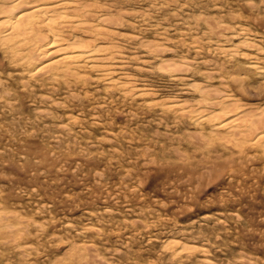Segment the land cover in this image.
Segmentation results:
<instances>
[{
    "label": "rangeland",
    "instance_id": "1",
    "mask_svg": "<svg viewBox=\"0 0 264 264\" xmlns=\"http://www.w3.org/2000/svg\"><path fill=\"white\" fill-rule=\"evenodd\" d=\"M116 2L132 38L115 40L143 98L91 80L39 86L0 48V264H264V157L249 149L226 163L236 152L196 147L191 123L161 106L195 104L189 80L261 105L243 64L245 53L264 64V0ZM219 24L229 29L216 35ZM141 41L188 62V79L160 69ZM169 241L188 251L175 256Z\"/></svg>",
    "mask_w": 264,
    "mask_h": 264
},
{
    "label": "bare ground",
    "instance_id": "2",
    "mask_svg": "<svg viewBox=\"0 0 264 264\" xmlns=\"http://www.w3.org/2000/svg\"><path fill=\"white\" fill-rule=\"evenodd\" d=\"M117 3L116 0H0V48L6 53L10 65L13 63L12 66L20 70L17 74L26 75L27 80L35 83L40 82L39 86L56 85L53 81L62 80L64 87L76 89L91 80L120 88L127 96L143 98L149 92L133 82L124 70L131 57L124 54L120 43L117 44L119 40H115L132 38L121 32L123 19L129 12ZM218 26L211 28L216 35L229 29L222 24ZM241 31L244 30L241 28ZM239 34L244 35L245 31ZM242 39L244 45L255 47L246 38ZM139 43L146 52L159 57V68L174 80L188 79L183 75V71L190 68L188 62L160 57V43ZM245 56L244 70L262 83L255 89L264 92V64L259 61V56L249 57L246 53ZM214 73L217 72L205 75L211 77ZM242 81L240 77H233L231 82L242 95H246L248 91L243 88ZM25 85L30 84L21 80V86ZM188 87L198 93L195 104L170 101L161 106L191 123L196 131L190 134V138L196 147L214 141L221 147H229L237 155H230V159L224 160L226 163L241 161L249 149L264 157V101L252 106L253 103H246L232 93L228 85L222 90L216 87L207 89L189 80ZM2 88V94H5L7 88ZM210 163L212 166L216 164L214 161ZM180 245L182 243L176 241L166 243L175 256L184 249Z\"/></svg>",
    "mask_w": 264,
    "mask_h": 264
}]
</instances>
